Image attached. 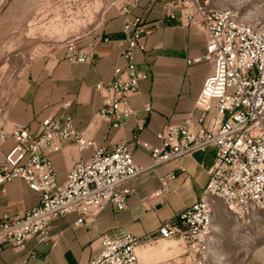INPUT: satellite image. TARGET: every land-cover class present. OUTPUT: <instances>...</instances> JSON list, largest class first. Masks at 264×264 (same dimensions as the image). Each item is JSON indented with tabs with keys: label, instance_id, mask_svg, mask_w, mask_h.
Instances as JSON below:
<instances>
[{
	"label": "built area",
	"instance_id": "obj_1",
	"mask_svg": "<svg viewBox=\"0 0 264 264\" xmlns=\"http://www.w3.org/2000/svg\"><path fill=\"white\" fill-rule=\"evenodd\" d=\"M157 0H148V4ZM139 0H120L117 11L124 16L122 36L116 42L119 60L112 67L110 80L94 84L101 106L84 128L75 126L70 115L62 118L48 115L32 128L18 121L10 130L0 127V192L14 180L24 181L38 194V203L22 213L0 219L2 245L23 248L29 240L48 243L53 222L68 214L78 215L80 226L94 219L106 205L116 211L127 207L134 192L132 182L150 169L208 148L215 150L208 180L200 196L189 206L162 224L153 234L163 239L180 234L185 243L206 249L212 230V204L221 200L239 218H252L264 211V25L250 23L230 8H213L200 0L166 2L170 11L182 8L189 25L206 36L204 52L189 57L187 63L206 61L210 74L202 83L196 107L200 110L195 127L191 118L182 123H166L153 145L134 134L131 141L120 139L112 147L98 145L96 132L121 129L135 114L130 98L147 75L137 68L134 53L145 51L147 38L155 27L143 15H131ZM114 4V3H113ZM169 16L174 17L170 12ZM78 36L63 40L69 63H90L94 46L76 45ZM103 40L110 41L108 37ZM144 110L151 111L146 103ZM208 116V117H207ZM143 129L142 124L137 125ZM12 144L4 149L6 140ZM136 145L149 153V164L137 163L132 154ZM76 152H89L76 157ZM61 153L67 164L58 178L53 156ZM178 169L184 171L179 165ZM173 172L158 178L160 187L150 197H163ZM125 233L112 238L103 233L97 237V251L88 264H142L136 248L146 238ZM202 251V250H201ZM195 264H205V257L194 256Z\"/></svg>",
	"mask_w": 264,
	"mask_h": 264
},
{
	"label": "crops",
	"instance_id": "obj_2",
	"mask_svg": "<svg viewBox=\"0 0 264 264\" xmlns=\"http://www.w3.org/2000/svg\"><path fill=\"white\" fill-rule=\"evenodd\" d=\"M139 0L131 15H143L146 22L155 27L148 36L146 50L134 53L137 68L147 77L138 84V92L130 98L135 114L128 118L121 129L107 130L102 126L95 134L98 145L112 147L120 139L132 140L134 134L153 145L159 144L155 134L166 123H182L191 118L196 128L200 110L196 107L201 86L210 74L211 67L206 61L187 63L189 57L204 52L206 36L199 28L189 25L182 8L170 11L166 2ZM108 14L101 24L76 41L79 47L94 46V60L90 63H69L57 58L41 62L44 67L36 71L34 83L27 87L26 98H20L18 107L9 110V122L18 121L32 128L48 115L73 117L77 128H84L92 115L101 106V97L95 92L94 84L108 81L112 67L119 60L116 40L122 36L124 16L117 10H106ZM174 17H170L169 13ZM108 37L110 41L103 40ZM47 65L50 67L47 68ZM29 97V98H28ZM31 97L34 99L32 100ZM148 103L151 111L144 110ZM208 117V116H207ZM143 129L138 130L137 125ZM12 144L6 140L4 149ZM132 154L139 164L151 162L149 153L133 145ZM76 157L87 156L89 152L78 153ZM215 155L213 148L196 152L171 162L156 166L133 181L134 192L127 198V207L116 211L111 204L94 218L80 226L74 222L78 215L68 214L57 218L51 227L48 243L36 244L29 240L23 248L4 244L0 250V264H88L97 251V237L107 234L112 238L125 233L138 237L152 234L164 220L170 219L193 203L201 194L208 180V169ZM53 163L59 179L67 170L61 153L53 156ZM181 165L184 171L178 169ZM173 172L175 179L168 184L165 196L150 197L160 187L158 178ZM38 203V194L30 190L22 180H14L0 192V219L4 214L15 216Z\"/></svg>",
	"mask_w": 264,
	"mask_h": 264
},
{
	"label": "rangeland",
	"instance_id": "obj_3",
	"mask_svg": "<svg viewBox=\"0 0 264 264\" xmlns=\"http://www.w3.org/2000/svg\"><path fill=\"white\" fill-rule=\"evenodd\" d=\"M200 1L213 8H230L243 20L264 25V0ZM119 2L0 0L1 128L10 130L6 113L14 108L15 112L22 110L18 102L32 90L35 70L45 68L41 62L65 59L63 40L69 36L81 39L101 24L106 10L116 11ZM210 236L208 247L197 249L195 243H185L180 234L166 239L153 234L137 246H144L148 253L137 255L142 264H195L194 256L205 257V264H264V211L241 219L217 199L212 204Z\"/></svg>",
	"mask_w": 264,
	"mask_h": 264
},
{
	"label": "bare ground",
	"instance_id": "obj_4",
	"mask_svg": "<svg viewBox=\"0 0 264 264\" xmlns=\"http://www.w3.org/2000/svg\"><path fill=\"white\" fill-rule=\"evenodd\" d=\"M136 250H137V253H138V255L141 257H143L144 256V254H146V253H148L147 251H146V248L144 247V246H139V247H137L136 248ZM145 258V257H144Z\"/></svg>",
	"mask_w": 264,
	"mask_h": 264
}]
</instances>
